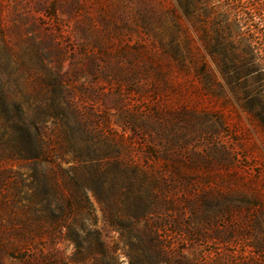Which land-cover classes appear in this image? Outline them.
<instances>
[{
  "label": "rangeland",
  "instance_id": "rangeland-1",
  "mask_svg": "<svg viewBox=\"0 0 264 264\" xmlns=\"http://www.w3.org/2000/svg\"><path fill=\"white\" fill-rule=\"evenodd\" d=\"M195 1L0 0V110L16 103L37 123L48 113L40 126L52 151L57 131L78 128L79 112L95 157L137 167L157 192L144 201L137 249L122 245L137 241L127 224L108 222L87 193L120 264H129L123 253L140 264H264V80L235 59L246 35L233 33L236 51L208 19L203 30L192 24ZM154 234L160 254L148 250ZM71 252L67 245L65 262ZM0 264L33 262L0 253Z\"/></svg>",
  "mask_w": 264,
  "mask_h": 264
},
{
  "label": "trees",
  "instance_id": "trees-1",
  "mask_svg": "<svg viewBox=\"0 0 264 264\" xmlns=\"http://www.w3.org/2000/svg\"><path fill=\"white\" fill-rule=\"evenodd\" d=\"M197 0L190 21L203 30L202 20L220 37L221 43L236 45L233 33L244 38L239 42L241 52H235L237 62L250 64L253 72L261 73L264 80V0ZM203 11L204 17L198 13ZM206 49L210 55L207 38ZM263 43V44H262ZM9 106L4 97L1 101ZM16 104L0 110V253L13 262L33 264H120L117 248L107 245L95 228V216L87 193L106 212L108 222H123L129 233L137 237V225L150 211L144 201H157L152 183L147 189L145 177L119 159L106 161L95 156L94 134L85 124L82 115L74 111L71 117L78 126L71 134L57 131V149L52 151L44 129L40 126L50 116L46 112L30 120ZM70 159H65V156ZM98 157V156H97ZM95 158V159H94ZM105 159V160H104ZM63 163H71L62 167ZM12 164L27 170L22 176L12 171ZM111 189H104L108 171L113 167ZM129 168V169H128ZM132 204L134 209L120 210L118 205ZM143 206V207H142ZM128 209V207H126ZM150 210V209H149ZM143 241H123L122 245L138 248ZM148 250L160 254V243L155 234L148 236ZM67 245L72 252L64 261ZM129 264H140L139 258L123 253Z\"/></svg>",
  "mask_w": 264,
  "mask_h": 264
}]
</instances>
